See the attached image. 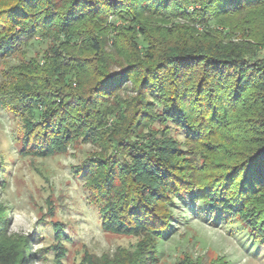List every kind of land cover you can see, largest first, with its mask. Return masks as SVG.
<instances>
[{
  "label": "trees",
  "instance_id": "16d2710c",
  "mask_svg": "<svg viewBox=\"0 0 264 264\" xmlns=\"http://www.w3.org/2000/svg\"><path fill=\"white\" fill-rule=\"evenodd\" d=\"M263 1L10 0L0 9V31L8 48L23 37L29 41L55 30L70 37L72 43L81 40L91 51L92 65L63 50V54L51 53L55 57L49 66L40 68L42 74L36 79L17 78L12 101L13 105H31V110L43 108L40 123L24 125V144L35 157L50 156L73 140L89 136L116 148L109 155L98 154L86 161L82 172L104 205L100 212L103 229L140 241L127 259L117 254L119 261L92 262L87 257L88 264H154L153 241L170 229V206L177 196L193 194L196 200L224 212L239 208L241 213L246 197L264 188V59L242 43L225 41L208 26L210 21L218 25L223 14L240 13ZM107 16L120 21L112 27L116 50L128 63L119 66L120 72L103 65L110 55L98 34L85 33L89 30L86 21L97 23ZM151 18L170 20L171 24L153 27ZM4 48L1 50L7 51ZM139 68L137 116H131L125 130L103 131L110 116L106 109L109 100L135 78ZM91 69H96L98 76ZM71 74L74 82L66 79ZM156 105L163 107L164 122L179 125L189 138L199 137V143L208 147L213 144L204 141L205 137L215 124L222 123L226 110L241 109L246 114L244 133H250L249 139L235 156L231 153L233 143L221 147L225 154H232L225 157L232 162L225 163L223 175L199 185L192 166L187 165L191 159L183 155L177 142L166 134L160 139L143 135L148 120L144 107ZM120 156L125 160L117 161ZM259 227L251 229L264 244V225ZM35 256L28 238L7 237L0 225V264H31Z\"/></svg>",
  "mask_w": 264,
  "mask_h": 264
},
{
  "label": "rangeland",
  "instance_id": "374dc122",
  "mask_svg": "<svg viewBox=\"0 0 264 264\" xmlns=\"http://www.w3.org/2000/svg\"><path fill=\"white\" fill-rule=\"evenodd\" d=\"M8 2L10 0H0V9ZM216 22L218 25L210 21L208 26L220 33L222 39L242 43L258 51L264 59V1L240 13L223 14ZM177 23L183 24V21L178 20ZM149 24L165 28L171 21L151 18ZM119 25L120 21L110 16L97 23L86 21L84 25L89 28L86 35L93 31L102 39L105 51L110 55L103 65L115 72H120L119 66H128L122 52L116 50L117 39L112 27ZM194 27L201 31L197 25ZM83 33L80 32L81 37ZM4 40L0 31L1 230L7 237L28 238L30 251L36 254L31 264H88L87 257L92 262L106 258L112 262L119 261L115 258L117 254L127 259L140 239L111 234L103 229L100 212L104 205L90 190L82 172L86 161L98 154L109 155L116 148L109 147V142L93 141L89 136L73 140L50 156L35 157L24 144V125L27 122L40 123L43 108L36 106L31 110V105H13L12 102L16 97L17 78L36 79L42 74L40 68L49 66L51 58L55 57L51 53H62L63 50L75 59H84V64L92 65L90 49L81 40L72 43L70 37L55 30L29 41L23 37L11 48L4 45ZM140 68L133 76L135 78L122 85L109 100L106 109L110 116L105 120L103 131L125 130L130 127L131 116H137L134 110ZM91 71L98 76L96 69ZM66 79L74 82L72 74ZM145 108L148 120L143 135L160 139L162 134H166L177 142L183 155L191 159L187 165L192 166L199 185L223 175L225 163L232 162L225 158L232 154H225L221 147L233 143L231 153L235 156V152L241 150L249 139L250 133H244L246 114L241 109L226 110L222 123L215 124L205 137L204 141L213 144L208 147L199 143V137L189 138L179 125L164 122L162 106ZM117 120L119 125L115 126ZM116 160L121 162L125 159L120 156ZM238 211L239 208H232L224 212L208 202L196 200L193 194L173 198L169 211L170 229L153 241L154 264L185 261L191 264H264L263 241L258 240L261 236L251 229V226L259 229L264 225V188L249 194L245 208L241 213Z\"/></svg>",
  "mask_w": 264,
  "mask_h": 264
}]
</instances>
